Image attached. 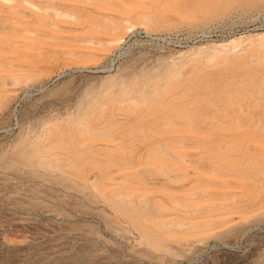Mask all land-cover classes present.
<instances>
[{
	"label": "rangeland",
	"instance_id": "1",
	"mask_svg": "<svg viewBox=\"0 0 264 264\" xmlns=\"http://www.w3.org/2000/svg\"><path fill=\"white\" fill-rule=\"evenodd\" d=\"M247 12L0 0V264H264V30L184 40Z\"/></svg>",
	"mask_w": 264,
	"mask_h": 264
},
{
	"label": "built area",
	"instance_id": "2",
	"mask_svg": "<svg viewBox=\"0 0 264 264\" xmlns=\"http://www.w3.org/2000/svg\"><path fill=\"white\" fill-rule=\"evenodd\" d=\"M258 30H264V12L258 13H233L227 17L216 20L203 29L195 30L188 33L184 40L186 41H202L206 39H227L235 35H241ZM169 37V36H168ZM166 36L160 34H152L147 31L139 30L131 33L127 38V42L134 39H141L150 44L161 45L165 41L168 43ZM172 39V37H170Z\"/></svg>",
	"mask_w": 264,
	"mask_h": 264
},
{
	"label": "bare ground",
	"instance_id": "3",
	"mask_svg": "<svg viewBox=\"0 0 264 264\" xmlns=\"http://www.w3.org/2000/svg\"><path fill=\"white\" fill-rule=\"evenodd\" d=\"M229 42V41H228Z\"/></svg>",
	"mask_w": 264,
	"mask_h": 264
}]
</instances>
